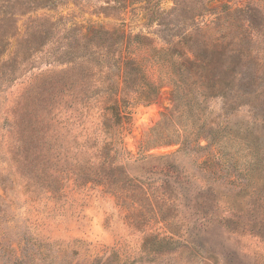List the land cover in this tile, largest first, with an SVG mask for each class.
<instances>
[{
	"label": "rangeland",
	"instance_id": "obj_1",
	"mask_svg": "<svg viewBox=\"0 0 264 264\" xmlns=\"http://www.w3.org/2000/svg\"><path fill=\"white\" fill-rule=\"evenodd\" d=\"M108 1L0 0V264H264V112L260 110L257 117L248 107L223 116L220 99L203 103L202 122L214 127L228 124L231 137L225 140L223 155L217 154L220 169L213 177L198 168L211 158L209 150L175 156L178 175L171 182L181 189L163 195L172 202L163 211L172 220L167 228L157 220L145 227L132 226L130 208L105 187L76 184L68 171L65 163L76 160L78 144L85 135L96 133L103 104L95 100L106 94L93 90L101 65L90 63L93 49L80 39L99 27H119L156 39V26L146 27L138 8L159 0H131L135 3L124 12L105 15L100 8ZM206 3L209 7L228 4L232 9L249 5L260 9L258 15L264 13V0ZM173 6V0H160L164 12ZM136 55L146 58L148 51L139 49ZM262 65L259 77L264 84V59ZM144 66L148 79L158 85L159 68L151 63ZM68 69L76 73L69 92L79 100L70 108L63 105L62 83L57 82ZM259 94L263 100L264 85ZM173 105L171 87L163 85L153 103L122 109L128 119L118 129V163L179 149L178 144L152 148L145 142V134ZM71 113L85 117L66 130L64 118ZM183 113L181 125L178 120L172 124L179 134L180 126L191 130L198 110L192 104ZM205 144L201 141L200 146ZM248 146L257 151L258 169L249 168L253 159ZM53 171H58V183L50 191L47 181L54 177ZM144 178L153 184L163 179ZM146 195L162 196L150 190ZM138 211L140 216L150 215L146 206ZM150 234L169 235L176 244L164 251H152L150 245L145 249L144 239Z\"/></svg>",
	"mask_w": 264,
	"mask_h": 264
},
{
	"label": "trees",
	"instance_id": "obj_2",
	"mask_svg": "<svg viewBox=\"0 0 264 264\" xmlns=\"http://www.w3.org/2000/svg\"><path fill=\"white\" fill-rule=\"evenodd\" d=\"M33 1L46 3L48 0ZM106 3L100 9L108 15L111 11L124 12L135 2L110 0ZM173 4L168 12L160 8V0L146 1L138 8L146 20L145 26H156L153 32L156 39L141 34L132 35L119 27L112 30L93 28L88 38L80 39L84 42L83 46L93 49L90 63L96 62L97 67L101 65V77L93 90H104L106 94L95 100L103 104L96 133L84 136L83 142L77 146L76 160L65 165L70 167L68 171H72L76 184L93 183L105 187L121 205L130 208L132 218L129 219L134 227H145L152 220L164 222L165 228L171 224L172 220L163 211L172 202L163 195L166 190L181 189V186L171 182L176 173L178 175L174 165L176 155L209 150L211 158L208 157L198 168L212 177L218 174L220 163L217 162V154L223 155L226 151L225 140L231 135L226 132L228 124L214 127L202 122L206 113L203 103L220 99L223 116L243 107L249 108L252 117L259 115L258 110L264 112V99L259 94L260 87L264 85L259 77L264 59V13L258 15L260 9L254 10L249 5L235 9L228 4L209 7L206 0H173ZM3 19L5 22L9 20ZM120 24H124L123 20ZM39 37L42 34L39 33ZM157 42L161 43L159 47ZM139 49L147 50L148 56L139 59L136 55ZM145 63L159 68L158 85H154L145 74ZM73 76L76 77L75 70L68 69L57 79L58 83H62L63 105L67 108L74 100L79 101L69 92L71 85L74 87L76 83L72 80ZM163 85L171 87L174 105L145 134V142L147 147L152 148L178 144L179 149L173 154L148 155L132 163H118L115 158L116 148L121 142L118 129L128 119L122 109L131 104L153 103ZM192 104L197 107L198 114L190 131L187 126H180L183 128L182 136L172 124L178 120L181 125L183 110L189 111ZM176 114L178 117L174 116ZM84 117V113L68 114L63 122L65 129L76 125L79 120L83 121ZM201 141L206 143L205 146H200ZM247 150L253 159L250 170L258 169L260 160L257 151L254 146H248ZM57 174L58 171H53L50 176L54 177L47 181L50 191L56 188ZM146 175H159L163 179L157 184L147 183L143 181ZM148 190L151 193L160 192L162 198L151 199L146 195ZM141 206H146L149 216L139 215L138 207ZM171 236L150 234L144 239L145 249L150 245L152 251L167 250L176 244Z\"/></svg>",
	"mask_w": 264,
	"mask_h": 264
}]
</instances>
